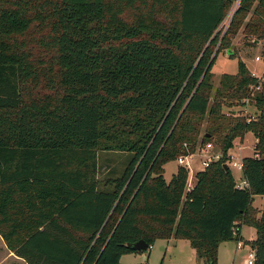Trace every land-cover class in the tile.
Returning a JSON list of instances; mask_svg holds the SVG:
<instances>
[{
	"label": "trees",
	"instance_id": "16d2710c",
	"mask_svg": "<svg viewBox=\"0 0 264 264\" xmlns=\"http://www.w3.org/2000/svg\"><path fill=\"white\" fill-rule=\"evenodd\" d=\"M238 1L0 0V239L10 252L27 264H121L131 243L174 239L218 264L220 245L243 242L248 226L264 264L261 79L240 60L213 85L239 33L264 44V0H240L221 33ZM246 101L256 117L231 110ZM249 133L240 190L227 163ZM208 144L221 158L191 189L187 168L165 180V165ZM100 152L131 156L102 181Z\"/></svg>",
	"mask_w": 264,
	"mask_h": 264
},
{
	"label": "rangeland",
	"instance_id": "374dc122",
	"mask_svg": "<svg viewBox=\"0 0 264 264\" xmlns=\"http://www.w3.org/2000/svg\"><path fill=\"white\" fill-rule=\"evenodd\" d=\"M250 16V15H249ZM248 16V17H249ZM226 25L221 27V33L225 31ZM37 29L33 31V36ZM232 49L234 54L230 55L229 51L221 52L213 66V85L214 88H218L221 76L224 74H235L238 71V62L242 60L250 72L260 76L262 91H264V57L262 61H256L257 56H262L264 52V44H258L256 46H247L244 44L241 33L234 39ZM231 110L235 114H242L244 116L256 117V109L253 105L246 102L245 105L232 107ZM230 110H226L229 112ZM252 135H249L242 143L236 142L232 154L240 161L241 156L251 157L255 154V145L257 139ZM215 152H213L214 154ZM204 154L197 152V157H202ZM131 155L122 152H100L98 156L99 172L98 178L100 180H106L108 178H115L122 174L128 159ZM177 161L170 162L164 166V177L168 181L172 179V176L176 174L178 170ZM235 180L241 181L243 175L241 171L234 169L229 165ZM203 170V166L199 158H195L192 163V168L189 174L188 186L196 183V177L198 172ZM194 186V185H193ZM254 207L259 211H262L264 207V198L256 196L254 201ZM242 232L243 242L239 244L236 241L225 242L219 247L218 262L219 264H247L249 259L250 245H246V242L256 239V231L252 227L244 226ZM243 246V247H240ZM121 264H205L202 260L198 259L195 250L190 246V243L185 240H158L154 246L147 253L134 252L125 255L121 258ZM0 264H27V262L17 257L14 253L10 252L6 247V244L0 239Z\"/></svg>",
	"mask_w": 264,
	"mask_h": 264
},
{
	"label": "built area",
	"instance_id": "2783aa9c",
	"mask_svg": "<svg viewBox=\"0 0 264 264\" xmlns=\"http://www.w3.org/2000/svg\"><path fill=\"white\" fill-rule=\"evenodd\" d=\"M239 3H240V0L235 4V6L233 7L231 13L229 14V16L226 18L225 22L223 23V25H226L225 31L228 28V26H229V24L231 22V19H232L234 13H235L237 7L239 6ZM223 25H222V27H223ZM263 57H264V52H263L262 56H257L255 58V60L260 62V61L263 60ZM252 75L255 76L254 74H252ZM261 89H262V85L259 84V86L256 87V91H261ZM246 102L250 103L249 101H246ZM213 150H214V146L212 144H208V145H206V146H204L202 148H199L193 154L181 155L177 159V163H178L179 166L184 167V168H187V169H189V171H191L192 163H193L194 159L195 158H199L200 161H201V164L203 166V169H205L206 167L209 166L210 162L217 161V160H219L221 158V155L220 154H215V153L213 154ZM197 152H201L204 155L202 157H197ZM242 159L243 158H241L240 161H238L235 158V156L232 154V150H231L229 152V162L227 164H228V166L231 165L232 168L237 169V170L241 171V173H242V171H243ZM247 186L248 185H247L246 181L243 178L239 182L236 181V187H237V189H240V190L241 189H245V188H247ZM188 188L191 189L192 186L189 185ZM240 247H243V246H240ZM249 251H250L249 252V255H248L249 256V259L247 261V264H255V262H256V251L252 247H250V250Z\"/></svg>",
	"mask_w": 264,
	"mask_h": 264
},
{
	"label": "water",
	"instance_id": "95a60500",
	"mask_svg": "<svg viewBox=\"0 0 264 264\" xmlns=\"http://www.w3.org/2000/svg\"><path fill=\"white\" fill-rule=\"evenodd\" d=\"M228 51L230 55H233V51L231 50ZM224 169L227 170L228 166L224 165ZM128 247L132 249L134 252H143V253H147L151 249L149 244H147L144 240H139L137 242L131 243L128 245Z\"/></svg>",
	"mask_w": 264,
	"mask_h": 264
},
{
	"label": "crops",
	"instance_id": "0c3cea01",
	"mask_svg": "<svg viewBox=\"0 0 264 264\" xmlns=\"http://www.w3.org/2000/svg\"><path fill=\"white\" fill-rule=\"evenodd\" d=\"M252 74H254L256 77H260V76H258V75H256L255 73H253V72H251ZM249 135H252L251 133H249V134H247L246 135V138L245 139H247L248 138V136ZM253 136V135H252ZM254 137V136H253ZM256 140V139H255ZM241 158H244V156H241ZM177 173V172H176ZM194 177H196V175L194 176ZM167 182H170L171 181V179H170V181H168L167 179H165ZM193 185H195V183L194 184H192L191 186L193 187ZM244 229V228H243ZM243 229H242V232H243ZM239 244H242V243H239ZM196 252V251H195ZM218 264H219V262H218Z\"/></svg>",
	"mask_w": 264,
	"mask_h": 264
}]
</instances>
